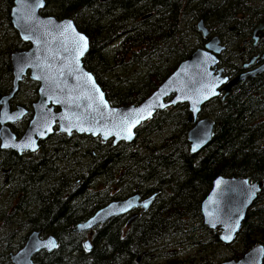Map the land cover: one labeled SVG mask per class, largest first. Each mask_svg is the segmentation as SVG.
<instances>
[{"label":"trees","instance_id":"obj_1","mask_svg":"<svg viewBox=\"0 0 264 264\" xmlns=\"http://www.w3.org/2000/svg\"><path fill=\"white\" fill-rule=\"evenodd\" d=\"M12 1L0 0V97L11 86L9 54L27 48L9 23ZM41 15L74 22L89 44L83 68L110 107H127L141 104L202 47L198 21L224 47L217 58L223 76L240 75L251 32L264 20V0H45ZM25 81L35 102L36 85ZM189 117L185 105L157 112L136 129L131 144L112 147L55 132L30 159L0 158V169L14 171L0 177L7 179L0 193V264H10L7 254L34 231L57 244L34 259L38 264H220L253 246L264 248V74L201 108L199 117L211 118L214 129L197 155L186 143ZM219 176L262 184L228 247L199 215ZM135 191L141 199L158 197L128 226L124 216L96 228L85 251L86 236L71 234L74 226Z\"/></svg>","mask_w":264,"mask_h":264},{"label":"water","instance_id":"obj_2","mask_svg":"<svg viewBox=\"0 0 264 264\" xmlns=\"http://www.w3.org/2000/svg\"><path fill=\"white\" fill-rule=\"evenodd\" d=\"M45 0H13L9 10V23L18 40L28 46L26 50L9 54L11 86L0 98V149L3 151L33 154L39 143L48 140L55 132L69 138L72 134L109 142L131 144L135 131L157 112L185 105L191 123L186 134L190 155L203 151L213 137L214 122L199 118L201 108L220 97L224 101L232 87L247 79L264 74V52L241 66L244 73L229 80L218 67V56L224 51L217 36H211L201 21L196 32L204 40L175 70L139 105L110 107L93 76L82 66L87 54V38L70 19L56 20L42 16ZM83 37V39H81ZM264 39V21L253 30L251 40ZM258 59L261 64L248 70ZM37 85L36 100L31 104L32 116L23 134L16 139L8 125L18 122L25 112L21 108L9 111L8 102L17 93L23 78ZM261 182L242 178L216 177L207 195L199 205L202 225L215 232L218 242L226 247L233 243L261 189ZM157 194L141 199L134 194L122 201H112L96 211L86 221L77 224L71 234H85L109 220L128 216L126 225L145 213ZM231 237V239H227ZM57 245L51 235L41 237L40 231L27 235L23 247L9 254L10 264H38L33 261L40 253L51 254ZM90 250L89 241L83 243ZM264 248L256 245L238 260L220 264H262Z\"/></svg>","mask_w":264,"mask_h":264},{"label":"flooded vegetation","instance_id":"obj_3","mask_svg":"<svg viewBox=\"0 0 264 264\" xmlns=\"http://www.w3.org/2000/svg\"><path fill=\"white\" fill-rule=\"evenodd\" d=\"M253 30H252V32H253ZM252 32H251V35H252ZM249 43L251 45V49H250V52L246 55V57L241 58L242 59V62H241L242 65L244 63H247L252 58H257V57L261 56L264 52V39L263 38H259L255 43H253V41L251 40V36H250ZM241 59H239V60L241 61ZM259 64H261V61L256 59L253 63V66L248 68V70L253 69L254 67L258 66ZM25 78L23 79V82L20 84L17 93L8 102L9 111L13 112L17 108H21L25 112L23 117L18 122H16L15 124H12V125H8L11 133L16 137V139H18L23 134L25 127H26L27 123L29 122V120L32 116L31 104L34 102V99L31 95V93H33V88H31V87L29 88L28 83L25 81ZM5 95H3V96H5ZM3 96H1L0 98H2ZM47 141L48 140H46L42 143H39V147H38L37 152L39 151L40 146L42 144L46 143ZM0 152H2V154H0V158H2V161H4V162H6L8 158H10V160H12V162H14V160L18 159V158L20 160L21 159L23 160L25 158L30 159V157L36 153V152L33 154L21 153L20 155H18L15 152L3 151L1 149H0ZM13 173H14V171L10 168L0 169V177L13 175ZM6 183H7V179H5L2 183L0 182V193L2 192L1 191L2 189H6V186H5ZM0 197H1V194H0ZM1 205H2V203H1V199H0V210H1ZM9 253H15V252H9ZM9 253L7 254V257L9 255ZM8 260H9V258H8ZM9 263H10V261H9Z\"/></svg>","mask_w":264,"mask_h":264},{"label":"bare ground","instance_id":"obj_4","mask_svg":"<svg viewBox=\"0 0 264 264\" xmlns=\"http://www.w3.org/2000/svg\"><path fill=\"white\" fill-rule=\"evenodd\" d=\"M201 22H202V21H201ZM254 28H255V27H254ZM244 64H245V63H244ZM244 72H245V71H243L242 73H244ZM242 73H241V74H242ZM226 78H227V77H226ZM227 79H229V78H227ZM229 80H230V79H229ZM231 80H232V79H231ZM243 83H244V82H243ZM241 84H242V83H241ZM236 86H237V85H236ZM236 86H234V87H232V88H235ZM232 88H231V90H232ZM231 90H230V91H231ZM229 94H230V92H229ZM228 96H229V95H228ZM228 96L226 97V99L228 98ZM217 98H218V97H217ZM215 99H216V98H215ZM226 99H225V100H226ZM225 100H224V101H225ZM33 103H34V102H33ZM33 103H32V104H33ZM157 197H158V194H157ZM157 197H156V198H157ZM152 204H153V203H152ZM152 204H151V205H152ZM151 205L148 207V209L151 207ZM148 209H147L146 211H148ZM134 213H137V214H138V212H136V211H134ZM127 217H128V216H127ZM201 218H202V216H201ZM202 222H203V218H202ZM205 228H206V227H205ZM206 229H207V228H206ZM226 247H228V246H226ZM232 261H233V260H232ZM234 261H235V260H234Z\"/></svg>","mask_w":264,"mask_h":264},{"label":"rangeland","instance_id":"obj_5","mask_svg":"<svg viewBox=\"0 0 264 264\" xmlns=\"http://www.w3.org/2000/svg\"><path fill=\"white\" fill-rule=\"evenodd\" d=\"M218 252L221 253L222 256L223 255H225L226 257H229L230 256L229 253L228 252H225L223 249H220Z\"/></svg>","mask_w":264,"mask_h":264},{"label":"snow or ice","instance_id":"obj_6","mask_svg":"<svg viewBox=\"0 0 264 264\" xmlns=\"http://www.w3.org/2000/svg\"><path fill=\"white\" fill-rule=\"evenodd\" d=\"M81 39H83V37H81ZM227 239H231V237H227Z\"/></svg>","mask_w":264,"mask_h":264}]
</instances>
